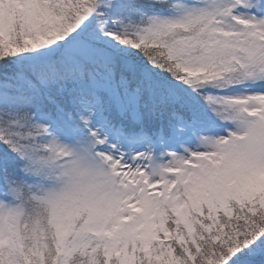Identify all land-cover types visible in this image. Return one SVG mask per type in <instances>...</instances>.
I'll return each mask as SVG.
<instances>
[{"label":"snow or ice","instance_id":"obj_1","mask_svg":"<svg viewBox=\"0 0 264 264\" xmlns=\"http://www.w3.org/2000/svg\"><path fill=\"white\" fill-rule=\"evenodd\" d=\"M0 264H264V0H0Z\"/></svg>","mask_w":264,"mask_h":264}]
</instances>
